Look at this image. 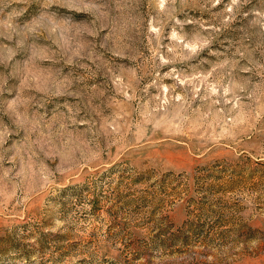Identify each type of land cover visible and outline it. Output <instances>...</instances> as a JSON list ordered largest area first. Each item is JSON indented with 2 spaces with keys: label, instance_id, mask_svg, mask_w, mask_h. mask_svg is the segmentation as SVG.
<instances>
[{
  "label": "rangeland",
  "instance_id": "1",
  "mask_svg": "<svg viewBox=\"0 0 264 264\" xmlns=\"http://www.w3.org/2000/svg\"><path fill=\"white\" fill-rule=\"evenodd\" d=\"M0 264H264V0H0Z\"/></svg>",
  "mask_w": 264,
  "mask_h": 264
}]
</instances>
